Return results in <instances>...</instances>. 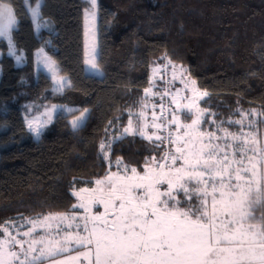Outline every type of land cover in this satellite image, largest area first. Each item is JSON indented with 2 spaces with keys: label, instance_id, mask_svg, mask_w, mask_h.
Segmentation results:
<instances>
[{
  "label": "trees",
  "instance_id": "trees-1",
  "mask_svg": "<svg viewBox=\"0 0 264 264\" xmlns=\"http://www.w3.org/2000/svg\"><path fill=\"white\" fill-rule=\"evenodd\" d=\"M0 3L17 13L13 36L23 54V64L16 66L0 44V227L18 218L66 213L76 203L72 190L92 187L86 182L104 176L109 165L99 145L122 133L157 65L171 61L185 69L208 93L200 106L221 119H239L237 110L264 112V0H96L101 77L85 71L88 0H43L42 14L53 30L37 32L23 0ZM38 48L67 78L60 91L35 69ZM49 104L63 108L37 138L26 118L43 122ZM84 109L86 118L74 130L70 121ZM150 148L139 136H124L112 143L109 159L140 166ZM262 214L257 208L255 215Z\"/></svg>",
  "mask_w": 264,
  "mask_h": 264
},
{
  "label": "snow or ice",
  "instance_id": "snow-or-ice-1",
  "mask_svg": "<svg viewBox=\"0 0 264 264\" xmlns=\"http://www.w3.org/2000/svg\"><path fill=\"white\" fill-rule=\"evenodd\" d=\"M23 2L37 31L51 27V20L41 11L43 0ZM89 3L96 6V0ZM18 30L14 8L0 5V39L7 41L8 54L20 62L13 36ZM87 48L85 64L102 75L94 37ZM39 54L44 67L53 73L54 90L60 91L68 81L57 76L56 61L43 48ZM176 78L173 65L172 80ZM180 81L183 90L171 93V82H166L159 91L161 100L171 95V103L176 105L168 116L162 103L152 105L151 122L146 102L139 104L138 112L129 110L122 133L99 145L109 168L104 176L86 182L95 187L74 191L79 203L68 212L29 221L32 228L23 236H30L38 222L50 228L46 223L50 219L82 220L76 222V231H64L62 240L33 239L25 247L23 239L4 228L7 238H0V264H264V214L255 215L257 208L264 209V148L257 147L256 136L258 126L264 125V112L237 110L234 115L240 119H221L199 105L208 93L201 92L194 79H186L182 71ZM152 86L150 81V87L144 89V100L158 94L151 91ZM181 91L191 96L181 97ZM181 100L187 102L182 104ZM56 107L46 110L43 122L26 118L28 130L37 138ZM87 112L84 109L70 121L74 130L81 127ZM178 113L183 114V121ZM257 116L262 118L255 119ZM113 123L109 121V126ZM204 125L211 127L205 130ZM129 135L151 145L143 165L126 164L120 157L114 162L109 159L112 143ZM113 163L116 171L111 170ZM96 205L103 211L96 208L93 212ZM77 209L84 210L83 217L76 214ZM70 244L75 247L69 248ZM71 251L76 255L57 259Z\"/></svg>",
  "mask_w": 264,
  "mask_h": 264
},
{
  "label": "rangeland",
  "instance_id": "rangeland-1",
  "mask_svg": "<svg viewBox=\"0 0 264 264\" xmlns=\"http://www.w3.org/2000/svg\"><path fill=\"white\" fill-rule=\"evenodd\" d=\"M88 2H89V0H88ZM2 4L3 3H0V5H2ZM88 13H94L95 15L93 17V16L89 15ZM95 17H96V6L94 8L92 7V11H86L84 13L85 57H86V51L88 50L87 46L92 42L93 37H94V41H95V45H96V50L98 52V33H97L96 25H95ZM47 29L49 31H52L53 30L52 24H51V27L47 28ZM36 32H37V30H36ZM1 43H5V45H6V55L10 56L8 54L7 41L4 40V39H0V44ZM0 53H2L1 49H0ZM44 53L46 54L45 51H44ZM17 54L21 55V57H22L20 62H17L16 59L13 56H10V57L13 58L14 63H15L16 66H21L23 64V54L20 51H18ZM1 55L2 54H0V57H1ZM34 61H35V66H36L35 69L37 71H42L43 73H45L47 76H49L51 78V80L53 82L52 90L55 91L54 89L56 88V82L53 79V73L50 72L47 68L44 67L43 63L41 62V56L39 54V51L36 52L35 57H34ZM175 67L178 69V73H177L178 81H180V75H181L182 71H183V75H184V77L186 79H191V78H189V76L185 72V69L180 68V66H175ZM179 70H180V73H179ZM57 71H58V68L56 67V74H57ZM86 73L89 74V75H94L93 74L94 71L90 70L88 66H87ZM57 76L64 77L66 79V81H67V78L65 76H60L58 74H57ZM173 84H174V81H173ZM178 85L180 86V89H182V90L184 89V85L182 83L178 84ZM172 92H173V90H172ZM180 96L181 97H184V96H189L190 97L191 93L187 92V91H181ZM153 101H155V100L153 98L149 97L148 107L145 110L147 112V117H148L149 122H151V119H152V117H151L152 105L155 104V102H153ZM200 101L201 100L198 101L199 105H200ZM186 102H187L186 100H181L182 104L186 103ZM53 105H55L57 107H56L55 111H52V113H51V115H52L51 121L49 123H47L46 126H48L53 121L55 115L60 111V109L63 108L62 106L56 105V104L46 105L44 107V109L42 110V113H43V116H44L45 120L47 119V117L44 115V113L46 112V110H51ZM172 106H173V109L176 108L175 104H172ZM135 112H137V109H136ZM178 114L180 115V118L183 121L185 119L183 114L182 113H178ZM254 118L255 119H260L259 116L254 117ZM134 123H135V120H134ZM245 124H247V120H245ZM210 127H211L210 125H204L205 130H209ZM233 130H235V129H233ZM149 131H152V129H149ZM244 131L247 132V131H249V129L246 127L244 129ZM256 136H257V140H258L257 147L264 148V129H260L259 126H258V131L256 132ZM248 155H252V153L249 152ZM245 162L247 163V161H245ZM116 170L117 169L115 167V164L113 163L112 164V171H116ZM92 187H95L94 183H93ZM84 188H88V187H84ZM78 190L79 189L72 190V194H73L74 191H78ZM74 197L76 199V203L75 204H78L79 203L78 198L76 196H74ZM96 208H99L100 211H103V207L102 206L96 205V206L93 207V212H95ZM76 214L79 217H83L84 210L83 209H77L76 210ZM51 215L55 216L57 214H51ZM43 216H38V217H33V218H18V219H15L13 221L6 222L4 225H2L0 227V238H5V239L7 238L6 234H4V232H3V229L4 228H8L9 232L11 233V235L16 236L17 239H23L25 241V247H27V243L30 240H33V239L36 240V241H40L41 239H43L45 242H47L48 240H62L63 236H64V231H71V232L74 233L76 231V228H75L76 222L82 223V220H79V221H76V222H70V221L60 222L58 220L50 219V220L46 221L47 224L51 225L50 228H45L43 226V224L38 222L36 227L33 229V231H32L30 236H28V237L23 236V233L25 231H28L30 228H32V225L29 223V221L36 220L37 218L42 220ZM69 223H72V227L71 228L67 227V225ZM57 226H59V229H62L63 231H58V227ZM74 247H75L74 244H70L69 245V248H74ZM74 255H76L75 251L66 252L62 256L57 257V259H63L65 256H74ZM70 264H71V262H70ZM77 264H79V262H77ZM83 264H87V262L85 261V262H83Z\"/></svg>",
  "mask_w": 264,
  "mask_h": 264
},
{
  "label": "built area",
  "instance_id": "built-area-1",
  "mask_svg": "<svg viewBox=\"0 0 264 264\" xmlns=\"http://www.w3.org/2000/svg\"><path fill=\"white\" fill-rule=\"evenodd\" d=\"M159 68H160L161 75H160V78L158 79V82H157V85H156V89H155V92H154V93H158L157 95L154 96L155 99H156L155 104L162 103L164 105V109H165L164 115L168 116L169 115V110L173 109V106H172V103H171L172 97H171V95H169L167 97H164L161 100V97L159 95V91H160L161 87L166 82H171L170 84H168V88H169L170 92L173 93L172 90H171V87L173 85L172 70H171L170 64L168 62H164V63L160 64ZM156 111L159 112L160 109L157 108Z\"/></svg>",
  "mask_w": 264,
  "mask_h": 264
},
{
  "label": "crops",
  "instance_id": "crops-1",
  "mask_svg": "<svg viewBox=\"0 0 264 264\" xmlns=\"http://www.w3.org/2000/svg\"><path fill=\"white\" fill-rule=\"evenodd\" d=\"M40 49L41 48H38L37 50L34 51V54H33L34 57H35L36 52L39 51ZM46 55H48V54L46 53ZM85 59H86V57H85V44H84V61H85ZM84 64H85V62H84ZM34 65H35V61H34ZM170 67H171L172 76H173V66L170 65ZM86 70H87V65L85 64V71ZM175 71H176V76H177L178 69L176 67H175ZM179 73H180V70H179ZM93 74L96 75V76H99V77L102 76L100 74H97L96 72H94ZM160 75H161V72H160L159 65L153 67L152 70H151L150 76H149V80L151 81V83L153 85L152 88H151V91L152 92H154L155 89H156L155 87L157 85L158 79L160 78ZM173 81H174V84H173L174 85L173 93H174L176 89H180V86L178 84H181V81H178L177 78L175 80H173ZM144 97H145V93L143 94V98ZM149 97H151V98H153L155 100V97L153 95H148L147 98H146V100H143L142 102H146L147 105H148V103H149ZM153 102H155V101H153ZM138 111H140V108L139 107L137 108V112Z\"/></svg>",
  "mask_w": 264,
  "mask_h": 264
}]
</instances>
